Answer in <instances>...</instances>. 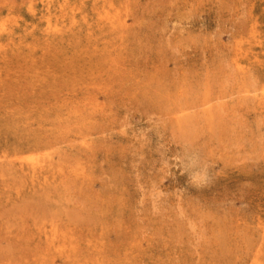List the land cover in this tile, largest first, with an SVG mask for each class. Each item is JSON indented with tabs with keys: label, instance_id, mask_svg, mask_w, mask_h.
<instances>
[{
	"label": "rangeland",
	"instance_id": "374dc122",
	"mask_svg": "<svg viewBox=\"0 0 264 264\" xmlns=\"http://www.w3.org/2000/svg\"><path fill=\"white\" fill-rule=\"evenodd\" d=\"M263 95L264 0H0V264H264Z\"/></svg>",
	"mask_w": 264,
	"mask_h": 264
},
{
	"label": "bare ground",
	"instance_id": "6f19581e",
	"mask_svg": "<svg viewBox=\"0 0 264 264\" xmlns=\"http://www.w3.org/2000/svg\"><path fill=\"white\" fill-rule=\"evenodd\" d=\"M63 1H64V0H63ZM67 3H68V2H67ZM68 4H69V3H68ZM80 4H81V3H80ZM65 5H67V4L65 3ZM69 5H70V4H69ZM71 5H73V4H71ZM81 5H82V4H81ZM51 6H52V5H51ZM53 6H55V5H53ZM89 10H90V9H89ZM51 11H52V10H51ZM90 12H91V10H90ZM96 15H97V14H96ZM96 15H95V16H96ZM101 16H102V15H101ZM101 18H102V17H101ZM105 21H106V20H105ZM103 23H104V22H103ZM122 24H123V23H122ZM107 25H108V24H107ZM107 25H106V26H107ZM114 26H115V24H114ZM107 28H108V27H107ZM116 28H118V27H116ZM105 29H106V28H105ZM118 29H119V28H118ZM44 32H45V31H44ZM46 32H47V31H46ZM59 33H60V32H59ZM55 35H56V34H55ZM66 35H67V34H66ZM50 36H51V35H50ZM58 36H59V35H57V37H58ZM71 36H72V35H71ZM54 37H56V36H54ZM51 38H52V37H51ZM62 38H63V37H62ZM49 40H50V39H49ZM59 42H60V41H59ZM238 54H239V53H238ZM91 55H92V54H91ZM235 67H236V66H235ZM262 68H263V67H262ZM260 70H262V69H260ZM113 73H114V72H113ZM245 73H246V72H245ZM108 75H111V74H108ZM109 78H110V77H109ZM111 79H112V78H111ZM99 86H100V85H99ZM261 93H262V92H261ZM262 94H263V93H262ZM263 98H264V95H263ZM163 99H164V98H163ZM195 101H196V100H195ZM152 103H153V102H152ZM189 106H190V105H189ZM190 108H191V107H190ZM176 112H177V111H176ZM178 112H179V111H178ZM212 112H213V111H212ZM174 113H175V112H173V114H174ZM168 114H169V113H168ZM170 114H171V113H170ZM170 114H169V115H170ZM173 114H172V115H173ZM184 115H186V114H184ZM207 115H208V114H207ZM170 117H171V116H170ZM182 117H183V116H182ZM187 117H188V116H187ZM207 117H208V116H207ZM167 118H168V117H167ZM169 119H170V118H169ZM172 119H174V118H172ZM186 119H187V118H186ZM189 119H190V118H189ZM194 119H195V118H194ZM65 120H66V119H65ZM175 120H176V119H175ZM182 120H183V119H182ZM207 120H208V119H207ZM66 121H67V120H66ZM170 122H172V121H170ZM176 122H177V121H176ZM192 122H194V121H192ZM181 123H182V121H181ZM64 124H65V123H64ZM211 125H212V124H211ZM220 125H221V124H220ZM224 125H225V124H224ZM186 126H187V125H186ZM190 126H191V125H190ZM178 127H179V126H178ZM216 127H217V126H216ZM198 128H199V127H198ZM212 128H213V127H212ZM180 129H182V128L180 127ZM184 129H186V128H184ZM191 129H192V128H191ZM74 130H75V129H74ZM195 130H196V129H195ZM189 131H190V130H189ZM217 131H218V130H217ZM219 131H220V130H219ZM73 132H74V131H73ZM225 132H226V131H225ZM15 133H17V132H15ZM33 133H34V132H33ZM74 133H75V132H74ZM190 134H191V133H190ZM4 136H5V135H4ZM10 136H11V135H10ZM68 136H69V135H68ZM199 136H200V135H199ZM217 136H218V135H217ZM19 137H20V136H19ZM81 137H82V136H81ZM27 138H28V137H27ZM31 138H32V137H31ZM24 139H26V138H24ZM190 139H191V138H190ZM28 140H29V139H28ZM34 140H36V139H34ZM34 140H33V141H34ZM229 140H230V139H229ZM26 141H27V140H26ZM187 141H188V140H187ZM30 142H32V141H30ZM84 142H85V141H84ZM3 143H4V142H3ZM3 143H2V145H3ZM24 143H25V142H24ZM27 143H28V141H27ZM225 143H226V142H225ZM30 144H31V143H30ZM32 144L34 145L33 142H32ZM71 144H72V142H71ZM86 144H87V143H86ZM22 145H23V144H22ZM28 146H29V145H28ZM2 147H3V146H2ZM23 148H24V147H23ZM3 149H4V148H3ZM209 149H210V148H209ZM27 150H28V149H27ZM31 150H32V149H31ZM2 151H3V150H2ZM115 151H116V150H115ZM77 152H78V151H77ZM12 154H13V153H12ZM14 154H15V153H14ZM1 155H2V152H1ZM21 155H22V154H21ZM25 155L27 156V154H25ZM29 155H30V154H29ZM23 156H24V155H23ZM26 156H25V157H26ZM40 156H41V155H39V157H40ZM42 156H43V155H42ZM44 156H45V155H44ZM62 156H63V155H62ZM62 156H61V157H62ZM84 156H85V155H84ZM3 157H4V156H3ZM9 157H10V155H9ZM12 157H13V156H12ZM21 157H22V156H21ZM25 157H24V158H25ZM46 157H47V156H46ZM48 157H49V156H48ZM48 157H47V158H48ZM66 157H67V156H66ZM66 157H65V158H66ZM118 157H119V156H118ZM0 158H2V156H1ZM14 158H16V156H15ZM24 158H23V159H24ZM33 158H34V157H33ZM59 158H60V156H59ZM62 158H64V156H63ZM62 158H61V159H62ZM69 158H70V157H69ZM71 158H72V156H71ZM84 158H87V157L85 156ZM4 159H5V158H4ZM6 159H7V158H6ZM38 159H39V158H38ZM42 159H43V158H42ZM44 159H45V158H44ZM49 159H50V157H49ZM1 160H2V159H1ZM45 160H46V159H45ZM52 160H53V159H52ZM58 160H59V162H60V159H58ZM58 160H57V161H58ZM66 160H68V159H66ZM79 160H80V159H79ZM37 161H38V160H37ZM37 161H36V162H37ZM53 161H54V160H53ZM53 161H52V162H53ZM25 162H26V161H25ZM36 162H35V163L32 162L33 165L36 164ZM47 162H48V161H47ZM54 162H55V161H54ZM59 162H58V164H59ZM61 162H62V161H61ZM12 163H13V162H12ZM44 163H45V162H44ZM44 163H43V164H44ZM55 163H56V162H55ZM77 163H78V162H77ZM79 163H81V162H79ZM52 164H53V163H52ZM2 165H3V164H2ZM17 165H18V164H17ZM48 165H49V164H48ZM56 165H57V164H56ZM59 165H60V164H59ZM62 165H63V164H62ZM11 166H12V165H11ZM27 166H28V165H27ZM31 166H32V165H31ZM35 166H36V165H35ZM52 166H55V165H52ZM52 166H51V167H52ZM60 166H61V165H60ZM0 167H1V166H0ZM6 167H7V166H6ZM13 167H14V166H13ZM23 167H24V166H23ZM40 167H41V166H40ZM45 167H46V166H45ZM48 167H49V166H48ZM73 167H74V166H73ZM76 167H77V166H76ZM18 168H19V167H18ZM33 168H34V167H33ZM37 168H39V167H37ZM37 168H36V169H37ZM61 168L64 169V167H61ZM1 169H2V168H1ZM21 169H22V168H21ZM28 169H29V168H28ZM50 169H51V168H50ZM67 169H68V168H67ZM75 169H76V168H75ZM2 170H3V169H2ZM2 170H1V171H2ZM9 170H10V169H9V167H8V171H9ZM17 170L19 171V169H17ZM32 170H33V169H32ZM40 170H41V169H40ZM48 170H49V169H48ZM73 170H74V169H73ZM76 170H77V169H76ZM1 171H0V172H1ZM15 171H16V170H15ZM21 171H22V170H21ZM37 171H38V170H37ZM71 171H72V170H71ZM78 171H79V170H78ZM19 172H20V171H19ZM19 172H18V173H19ZM24 172H25V171H24ZM38 172H39V171H38ZM55 172H56V170H55ZM65 172H66V171H65ZM79 172H80V171H79ZM1 173H2V172H1ZM3 173H4V172H3ZM5 173H7V172L5 171ZM25 173H26V172H25ZM44 173H46V172H44ZM49 173H50V172H49ZM62 173H64L63 170H62ZM62 173H61V174H62ZM80 173H81V172H80ZM23 174H24V173H23ZM26 174H27V173H26ZM53 174H54V173H53ZM65 174H66V173H65ZM84 174H85V173H84ZM4 175H5V174H4ZM16 175H17V174H16ZM24 175H25V174H24ZM24 175H23V176H24ZM32 175H33V174H32ZM32 175H31V176H32ZM35 175H36V174H35ZM45 175H46V174H45ZM45 175H44V176H45ZM49 175H50V174H49ZM6 176H7V175H6ZM33 176H34V175H33ZM39 176H41V175H39ZM56 176H57V175H56ZM62 176H63V175H62ZM8 177H9V176H8ZM10 177H11V176H10ZM57 177H58V176H57ZM69 177H70V176H69ZM12 178L14 179V178H15V175H14ZM24 178H25V177H24ZM36 178H37V176H36ZM67 178H68V176H67ZM72 178H73V177H72ZM20 179H21V178H20ZM54 179H55V178H54ZM59 179H60V178H59ZM63 179H65V178H63ZM9 180H10V178H9ZM14 180H16V179H14ZM32 180H33V179H32ZM37 180H38V179H37ZM44 180H45V179H44ZM46 180H47V178H46ZM71 180H73V179H71ZM2 181H3V180H2ZM12 181H13V180H12ZM24 181H25V180H24ZM39 181H40V180H39ZM41 181H42V180H41ZM63 181H64V180H63ZM66 181H67V180H65L64 182H66ZM53 182H56V180L53 181ZM64 182H63V184H64ZM17 183H18V182H17ZM29 183H30V182H29ZM45 183H46V181H45ZM51 183H52V182H51ZM22 184H23V183H21V185H22ZM34 184H35V183H34ZM49 184H50V182H49ZM57 184H58V182H57ZM57 184H56V185H57ZM60 184H61V183H60ZM17 185H18V184H17ZM27 185H28V183H27ZM40 185H41V183H40ZM54 185H55V183H54ZM56 185H55V186H56ZM46 186H47V185H46ZM62 186H63V185H62ZM21 187H22V186H21ZM25 187H26V186H25ZM50 187H51V185H50ZM56 187H59V186H56ZM29 188H30V187H29ZM34 188H35V187H34ZM25 189H26V188H25ZM22 190H24V189H22ZM22 190H21V191H22ZM36 190H37V187H36ZM36 190H35V191H36ZM38 190H40V189H38ZM38 190H37V191H38ZM52 190H53V189H52ZM56 190H57V189H56ZM18 191H19V190H18ZM21 191H20V192H21ZM24 191H25V190H24ZM24 191H22V192H24ZM40 191H41V190H40ZM27 192H28V191H27ZM29 192H30V191H29ZM31 192H32V191H31ZM41 192H42V191H41ZM54 192H55V191H54ZM68 192H69V191H68ZM37 193H38V192H37ZM39 193H40V192H39ZM47 193H49V192H47ZM77 193H78V192H77ZM18 194H19V193H18ZM58 194H59V193H58ZM10 195H11V194H10ZM29 195H31V194H29ZM36 195H37V194H36ZM39 195H40V194H39ZM52 195H53V194H52ZM18 196H19V195H18ZM24 196H26V195H24ZM32 196H33V195H32ZM47 196H49V195H47ZM19 197H20V196H19ZM33 197H34V196H33ZM50 197H52V196H50ZM4 198H5V197H4ZM58 199H59V198H58ZM118 199H119V198H118ZM109 200H110V199H109ZM48 201H49V200H48ZM103 201H104V200H102V202H103ZM25 202H26V200H25ZM59 202H60V201H59ZM59 202H58V203H59ZM109 202H110V201H109ZM28 203H29V202H28ZM105 203H106V202H105ZM110 203H111V202H110ZM46 204H47V203H46ZM54 204H55V203H54ZM118 204H119V203H118ZM19 205H20V204H19ZM48 205H49V204H48ZM56 205H57V204H56ZM58 205H59V204H58ZM107 205H108V204H107ZM52 206H54V205H52ZM52 206H51V207H52ZM59 206H60V205H59ZM108 206H109V205H108ZM119 206H120V205H119ZM46 207H49V206H46ZM116 207H117V206H116ZM116 207H115V208H116ZM53 208H54V207H53ZM119 208H120V207H119ZM62 209H63V208H62ZM56 210H58V209H56ZM107 210H108V209H107ZM116 210H117V209H116ZM118 210H119V209H118ZM48 212H49V211H48ZM40 213H41V212H40ZM49 213H50V212H49ZM49 213H48V214H49ZM60 213H61V212H60ZM115 213H116V212H115ZM124 213H125V212H124ZM126 213H127V211H126ZM126 213H125V214H126ZM48 214H47V215H48ZM53 215H54V214H53ZM58 215H59V214H58ZM69 215H70V214H69ZM69 215H68V216H69ZM110 215H111V214H110ZM33 216H34V215H33ZM38 216H39V215H38ZM61 216H62V215H61ZM64 216H65V215H64ZM124 216H125V215H124ZM124 216H123V217H124ZM48 217H49V216H48ZM59 217H60V216H59ZM77 217H78V216H77ZM79 217H80V216H79ZM30 218H31V216H30ZM36 218L38 219L39 217H36ZM111 218H113V217H111ZM39 219H40V218H39ZM42 219H43V217H42ZM50 219H51V218H50ZM61 219H62V218H61ZM73 219H74V218H73ZM80 219H81V218H78L77 220H80ZM119 219H120V218H119ZM31 220H32V219H31ZM48 220H49V219H48ZM107 220H108V219H107ZM125 220H126V219H125ZM69 221H70V220H69ZM69 221H68V222H69ZM75 221H76V220H75ZM117 221H118V220H117ZM10 222H11V221H10ZM36 222H37V221H36ZM118 222H119V221H118ZM38 223H39V222H38ZM44 223H45V222H44ZM50 223H52V222H50ZM36 224H37V223H36ZM123 224H124V223H123ZM48 225H50V224H48ZM34 226H35V225H34ZM51 226H52V225H51ZM120 226H121V225H120ZM120 226H118V227H120ZM130 226H131V225H130ZM45 228H46V227H45ZM60 228H61V227H60ZM130 228H132V227H130ZM65 229H66V228H65ZM56 230H57V229H56ZM114 231H115V229H114ZM261 231H262V230H261ZM69 232H70V231H69ZM119 232H120V231H119ZM119 234H120V233H119ZM122 234H123V233H122ZM123 235H124V234H123ZM127 235L130 236V234H128V233H127ZM259 235H260V234H259ZM117 236L120 237V235H117ZM117 236H116L115 238H118ZM125 236H126V234H125ZM122 237H123V236H122ZM122 237H120V238H122ZM57 238H59V237H57ZM120 238H119L118 240H120ZM122 239H123V238H122ZM129 239H130V238H129ZM131 239H132V238H131ZM125 240H127V238H125ZM260 240H261V239H260ZM115 241H116V240H115ZM49 242H50V241H49ZM262 242H263V241H262ZM40 243H41V242H40ZM119 243H120V242H119ZM122 244H123V243H122ZM122 244H121V245H122ZM97 245H98V244H97ZM103 245H104V244H103ZM46 246H47V245H46ZM124 246H125V245H124ZM148 246H149V245H148ZM49 247H50V246H49ZM90 247H91V246H90ZM90 247H88V248H90ZM129 248H130V246H129ZM77 249H78V248H77ZM122 249H123V248H122ZM126 249H127V248H126ZM48 250H49V249H48ZM87 250H89V249H87ZM90 250H91V249H90ZM102 250H103V249H102ZM111 250H112V249H111ZM262 250H263V249H262ZM93 251H94V250L92 249V252H93ZM105 251H106V250H105ZM143 251H144V250H143ZM143 251H142V252H143ZM99 252H100V251H99ZM142 252H141V253H142ZM172 252H173V250H172ZM48 253H49V252H48ZM103 253H106V252H104V250H103ZM103 253H101V254H103ZM107 253H108V252H107ZM111 253H112V251H111ZM113 253H114V252H113ZM150 253H151V252H150ZM99 254H100V253H99ZM123 254H124V253H123ZM120 255H121V254H120ZM258 255H259V254H258ZM87 256H88V255H87ZM140 256H141V255H140ZM254 256H255V255H254ZM89 257H90V256H89ZM98 257H100V256H98ZM102 257H104V256H102ZM102 257H101V258H102ZM105 257H106V255H105ZM109 257H110V256H109ZM141 257H142V256H141ZM251 257H252V256H251ZM90 258H91V257H90ZM104 259H105V258H104ZM104 259H103V260H104ZM130 260H131V259H130ZM92 261H93V260H92ZM96 261H99V260H96ZM107 261H108V260H107ZM253 261H254V260H253ZM78 262H79V261H78ZM81 262H82V261H81ZM84 262H85V260H84ZM189 262H190V261H189ZM86 263H87V262H86ZM91 263L93 264L94 262H91ZM109 263H110V261H109ZM131 263H132V261H131ZM135 263H136V262H135ZM244 263H245V262H244ZM100 264H101V262H100ZM103 264H104V263H103ZM215 264H216V263H215ZM217 264H218V263H217Z\"/></svg>",
	"mask_w": 264,
	"mask_h": 264
}]
</instances>
